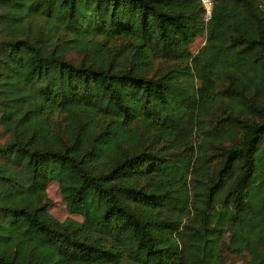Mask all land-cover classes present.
Masks as SVG:
<instances>
[{
	"label": "trees",
	"instance_id": "trees-1",
	"mask_svg": "<svg viewBox=\"0 0 264 264\" xmlns=\"http://www.w3.org/2000/svg\"><path fill=\"white\" fill-rule=\"evenodd\" d=\"M239 253L264 264V0H0V264Z\"/></svg>",
	"mask_w": 264,
	"mask_h": 264
},
{
	"label": "rangeland",
	"instance_id": "rangeland-1",
	"mask_svg": "<svg viewBox=\"0 0 264 264\" xmlns=\"http://www.w3.org/2000/svg\"><path fill=\"white\" fill-rule=\"evenodd\" d=\"M204 38V39H203ZM205 37L203 35H198L193 42L191 43V50L195 53L198 48L203 45ZM73 58H78V55L75 53L69 54ZM47 201H48V210L54 215L57 219L63 220L67 216H72L78 220L81 219L79 215L70 214L66 208V202L61 195L59 185L56 181L52 180L47 184ZM247 260V255L245 253H239L234 255H228L229 264H244ZM122 264H132L129 260H124Z\"/></svg>",
	"mask_w": 264,
	"mask_h": 264
},
{
	"label": "built area",
	"instance_id": "built-area-1",
	"mask_svg": "<svg viewBox=\"0 0 264 264\" xmlns=\"http://www.w3.org/2000/svg\"><path fill=\"white\" fill-rule=\"evenodd\" d=\"M199 2L202 7L203 20L207 22L212 16L214 0H199ZM202 35L205 37V34Z\"/></svg>",
	"mask_w": 264,
	"mask_h": 264
}]
</instances>
